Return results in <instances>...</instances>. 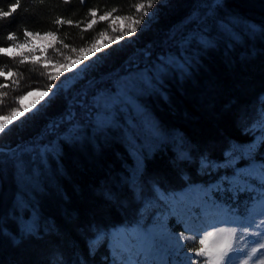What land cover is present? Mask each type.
I'll return each instance as SVG.
<instances>
[{
	"label": "trees",
	"instance_id": "16d2710c",
	"mask_svg": "<svg viewBox=\"0 0 264 264\" xmlns=\"http://www.w3.org/2000/svg\"><path fill=\"white\" fill-rule=\"evenodd\" d=\"M148 2L0 0V12L19 4L0 17V49L24 42L25 32H52L54 47L43 57L53 60L72 58L109 33L101 16L115 23L126 17L116 36L130 43L110 47L94 67L111 73L134 47L147 51L150 82L137 98L156 130V139L139 145L118 117L31 156L8 150L31 145L63 118L66 97L13 123L0 136V264H111L107 233L157 213L164 206L157 189L208 185L251 161L264 164V0ZM138 4L145 8L138 12ZM135 19L141 23L132 34ZM32 60L0 51V117L28 91L54 81L44 63Z\"/></svg>",
	"mask_w": 264,
	"mask_h": 264
},
{
	"label": "rangeland",
	"instance_id": "374dc122",
	"mask_svg": "<svg viewBox=\"0 0 264 264\" xmlns=\"http://www.w3.org/2000/svg\"><path fill=\"white\" fill-rule=\"evenodd\" d=\"M121 20L115 23V17L106 19L111 30L109 33H103L96 41L100 51L95 55L86 52L60 60H53L58 59L57 57H43L52 50L55 39L39 34L27 36L24 42L18 44L19 47L15 45L8 48L10 51L6 52L7 54L44 63L56 79L52 82L51 89H33L23 95L26 98L21 100V96L18 99L15 111L23 112L24 108H28L29 112L17 116L16 119H12L13 112L0 117L9 118L8 121L0 119V122L6 124L4 132L13 123L46 107L48 103H44V100L50 102L55 96L61 95L68 101L63 118L52 120L46 132L31 145L21 147L20 150H8V153L19 151V154L43 155L44 148L52 149L57 146L59 139H69L82 127L98 128L115 122L118 117L125 120L128 134L136 138L139 145L156 139V130L143 114L137 98L143 86L150 82L147 74V51L134 47L121 66L111 73L100 75L99 68L94 67L100 57L108 54L110 47L130 43L127 37L121 34L116 36L123 28ZM111 25L118 26V29ZM121 36L123 38L117 41V37ZM85 54L90 57L89 60L82 61L75 69L64 70V65ZM84 64L89 66L85 69ZM43 91L54 94L49 99L42 97ZM29 92L32 94L28 95ZM36 108H39V111H35ZM3 133H0V136ZM251 151V148H247L249 155ZM138 156L135 153L136 159L139 160ZM140 169V165L136 164V172ZM157 191L164 206L149 220H140L134 225H121L109 230V263L190 264L189 258H194L197 263L202 264L208 258L195 257L194 249L200 247L199 242L197 248L190 250H185L184 246L194 240L198 241L192 238L194 233L202 236L206 231L223 230L225 234L235 233L234 237L229 238L237 249L234 264H264V227H257L264 225V164L251 161L234 168V173L228 177L208 185L194 182L175 192H164L161 189ZM176 226L180 230H174ZM225 238L228 237L225 235ZM216 239L219 240L220 237ZM208 264H211L210 260Z\"/></svg>",
	"mask_w": 264,
	"mask_h": 264
},
{
	"label": "snow or ice",
	"instance_id": "6c2138e0",
	"mask_svg": "<svg viewBox=\"0 0 264 264\" xmlns=\"http://www.w3.org/2000/svg\"><path fill=\"white\" fill-rule=\"evenodd\" d=\"M67 2V0H66ZM83 2V0H82ZM153 5V0H149L147 7L151 8ZM19 7V4H15L11 11L9 12H0V17H7L10 16L13 12L16 11V9ZM145 5L144 4H138L136 6L137 11L139 12L141 9H144ZM147 14V13H145ZM91 15L93 17H96L97 13L96 11H92ZM107 19V16H101L100 20H105ZM119 19H126L125 18H119ZM96 21L93 20L90 24L89 27L92 26V24H94ZM57 24H64L65 21L64 20H57L56 21ZM68 23H72L71 21H68ZM141 20L140 19H135L133 21V27L131 29V33L135 34L137 31V27L140 25ZM25 35L27 36H32L34 35V33L32 32H25ZM46 37H51L53 40L55 39V35L52 32H48L45 34ZM12 37L9 36V39H11ZM123 37H117V41H119V39H122ZM17 47H19V45H17ZM107 47V46H106ZM0 51H4V52H8L10 51V49H0ZM100 51V48L96 45L93 44L91 48L89 49H85V48H81L80 49V53L84 54V53H91L92 55H95L96 52ZM90 57L88 55H81L78 58H76L75 60H72L70 62V64L68 65H64V70L65 71H69L70 69H75L77 67V65H80L82 61H87L89 60ZM89 65L88 64H84V68L86 69ZM84 69H80V71H83ZM0 75H3V73H0ZM8 75H12L11 72L8 73ZM52 80H55L56 77H51ZM71 79V78H69ZM53 87V85L49 84L48 88L51 89ZM32 93L29 92L28 95H31ZM54 93H51L50 91H43L41 93L42 97H47V98H51V95H53ZM26 97H21V100L24 99ZM44 103H48V100H44ZM43 105H41L42 107ZM35 111H39V108H36ZM29 112L28 108H24L23 112H17V111H13L12 113V119H16L17 116H23L24 113ZM4 121H8V117H3L0 118ZM6 130V124L0 122V133H3ZM257 227H264V225H258ZM225 235L228 238H225ZM220 237L219 240L216 239V237ZM235 236L234 232H228L227 234L224 233L223 230H220L219 232L216 231H206V234L200 236L198 233H194L192 235L193 239H198L199 245L200 247L198 249H194L195 252V257H207L208 260L211 261V264H234V254L236 253L237 249H235L232 245L231 239ZM187 238V237H184ZM191 261V264H197V262L195 261L194 258H189ZM208 260H205L202 262V264H208Z\"/></svg>",
	"mask_w": 264,
	"mask_h": 264
}]
</instances>
